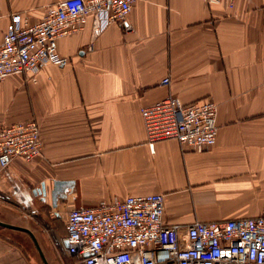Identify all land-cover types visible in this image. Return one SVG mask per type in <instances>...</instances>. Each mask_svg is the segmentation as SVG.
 <instances>
[{"label": "crops", "instance_id": "1", "mask_svg": "<svg viewBox=\"0 0 264 264\" xmlns=\"http://www.w3.org/2000/svg\"><path fill=\"white\" fill-rule=\"evenodd\" d=\"M57 1L0 0V43L11 14L34 23ZM128 22L93 37L89 19L57 40L68 64L0 80V128L35 119L42 141L0 167V221L34 238L0 226V264H44L37 247L47 264H81L64 222L88 202L162 194L166 224L264 216V0H136ZM169 96L216 103L214 146L147 143L140 109Z\"/></svg>", "mask_w": 264, "mask_h": 264}, {"label": "built area", "instance_id": "2", "mask_svg": "<svg viewBox=\"0 0 264 264\" xmlns=\"http://www.w3.org/2000/svg\"><path fill=\"white\" fill-rule=\"evenodd\" d=\"M135 1L59 0L34 23L11 14L0 43V80L10 75L33 79L42 67L68 64L70 57L58 53L57 40L83 30L89 19L93 37L111 23L130 33L128 14ZM140 115L149 145L173 139L183 150L202 152L216 142L217 105L210 98L183 103L169 96L142 107ZM41 151L35 119L0 128L1 168L16 158L30 161ZM163 214L162 194L74 207L64 222L67 253L81 264H264V216L179 225L166 224Z\"/></svg>", "mask_w": 264, "mask_h": 264}, {"label": "water", "instance_id": "3", "mask_svg": "<svg viewBox=\"0 0 264 264\" xmlns=\"http://www.w3.org/2000/svg\"><path fill=\"white\" fill-rule=\"evenodd\" d=\"M64 186H65V183L64 182H57V183H55V187H54V190L52 192V206L53 207L56 206V201H57L58 197L64 191ZM0 226L7 227V228H11V229H16V230L26 231L33 238L32 234L29 231H27L26 229H23V228H20V227H17V226H13V225H10V224H7V223H3L1 221H0ZM64 244H65V246H67V242L66 241H64ZM37 250L39 251V254L41 255V258H42L43 263L44 264H47L46 261H45V259H44V257H43V255H42V253L40 252V249L38 247H37Z\"/></svg>", "mask_w": 264, "mask_h": 264}]
</instances>
